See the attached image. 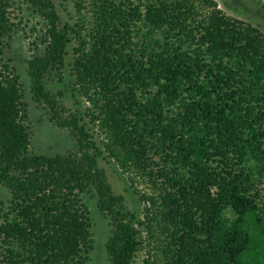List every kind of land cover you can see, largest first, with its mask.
<instances>
[{
    "label": "trees",
    "instance_id": "16d2710c",
    "mask_svg": "<svg viewBox=\"0 0 264 264\" xmlns=\"http://www.w3.org/2000/svg\"><path fill=\"white\" fill-rule=\"evenodd\" d=\"M42 17L27 60L32 99L67 129V154L30 151L24 84L0 60V264H89L92 191L112 227L111 264H264V33L215 0H23ZM0 0V54L18 29ZM66 110L47 77L62 80ZM76 103H79L76 102ZM95 135L101 137L103 149ZM117 163L142 204L115 194L98 158Z\"/></svg>",
    "mask_w": 264,
    "mask_h": 264
},
{
    "label": "rangeland",
    "instance_id": "374dc122",
    "mask_svg": "<svg viewBox=\"0 0 264 264\" xmlns=\"http://www.w3.org/2000/svg\"><path fill=\"white\" fill-rule=\"evenodd\" d=\"M61 22H70L73 12L72 0H51ZM137 2V0H134ZM218 7L229 16L250 22L264 33V0H215ZM15 19L18 29L12 34L9 46L4 53L0 54V60L10 59L20 74L24 84V100L27 105L28 118L31 129L30 151L37 154H67L75 148V143L67 129L55 126L49 121L47 109L40 107L32 99L30 92V78L26 68L27 60L35 54L42 52L44 45L41 44V22L42 17L33 11L31 6L23 0H15ZM71 47L63 71L62 80L57 75L47 77L46 85L53 92H61L60 100L66 110L74 111L78 107L81 110L87 103L72 92V76L70 74ZM79 103H76L78 102ZM95 139L103 149L101 137L95 135ZM99 167L103 168L115 194L124 196V204L137 216H141L142 204L134 192L130 179L123 174L117 163L106 157V152L98 158ZM264 185V184H263ZM264 188V186H263ZM264 195V189H262ZM10 191L0 184V200H8ZM83 200L89 209L92 219L93 248L89 253V264H111L106 252V241L111 234L112 227L109 218L103 215L96 203V197L92 191L83 194ZM142 253H140L131 264H139Z\"/></svg>",
    "mask_w": 264,
    "mask_h": 264
}]
</instances>
